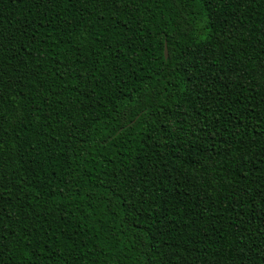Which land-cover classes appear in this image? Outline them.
Wrapping results in <instances>:
<instances>
[{
	"label": "trees",
	"instance_id": "trees-1",
	"mask_svg": "<svg viewBox=\"0 0 264 264\" xmlns=\"http://www.w3.org/2000/svg\"><path fill=\"white\" fill-rule=\"evenodd\" d=\"M0 264H264V0H0Z\"/></svg>",
	"mask_w": 264,
	"mask_h": 264
},
{
	"label": "water",
	"instance_id": "water-1",
	"mask_svg": "<svg viewBox=\"0 0 264 264\" xmlns=\"http://www.w3.org/2000/svg\"><path fill=\"white\" fill-rule=\"evenodd\" d=\"M165 55L167 56L168 55V49H167V46L165 48Z\"/></svg>",
	"mask_w": 264,
	"mask_h": 264
}]
</instances>
